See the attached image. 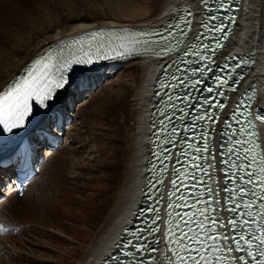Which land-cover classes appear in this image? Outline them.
Returning a JSON list of instances; mask_svg holds the SVG:
<instances>
[{"label": "bare ground", "instance_id": "obj_1", "mask_svg": "<svg viewBox=\"0 0 264 264\" xmlns=\"http://www.w3.org/2000/svg\"><path fill=\"white\" fill-rule=\"evenodd\" d=\"M27 4V0H0V90L27 63L34 62L41 50L50 48L49 44L93 30L91 27L156 23L165 15L192 8L197 17L196 33L203 16L199 0H114L112 15L100 20L75 19L68 29L46 39L42 25L28 28L33 19H25ZM38 39L43 42L34 46ZM223 53L256 59L230 106L256 85L258 105L264 109V0H243L241 16ZM126 63L121 74L93 97V103L79 108L80 122L66 134V145H73L46 158L23 201L12 197L1 205L0 212L11 210L14 218L23 216L17 223L4 219L19 227L17 236L31 233L33 240L30 248H24L15 243L23 236L0 238V252H6L0 264H20L21 260L23 264L28 259L26 264H97L110 249L109 242L133 205L141 163L147 159L150 100L146 85L151 63ZM132 70L135 75L127 79ZM262 133L264 150V130ZM27 226L32 228L26 230ZM34 247L45 253L39 250L38 255Z\"/></svg>", "mask_w": 264, "mask_h": 264}, {"label": "snow or ice", "instance_id": "obj_2", "mask_svg": "<svg viewBox=\"0 0 264 264\" xmlns=\"http://www.w3.org/2000/svg\"><path fill=\"white\" fill-rule=\"evenodd\" d=\"M216 31H221L219 27H217ZM96 35V34H93ZM197 58H199V53H196ZM198 69H194L193 71H197ZM64 83H67L65 80ZM64 83L57 84V88L64 87ZM208 92H212V88L206 89ZM36 97V103L39 104L42 107H46L45 101L52 99V92L51 89H48L44 91L43 93H40L37 91L36 86L34 85V82L25 80L20 83L15 84L8 90L4 91L2 94H0V125H3V128H0V131H9L11 132L13 129H18L23 126V121L31 112V105L30 101L33 100V97ZM214 99V98H213ZM250 99V98H249ZM212 101L206 100V103L211 104ZM261 120H264V117H260ZM215 122V121H214ZM231 127V125H229ZM175 129H173V133H175ZM207 145L204 147V151H207ZM232 151L231 149L229 150ZM199 159H205V157L201 156ZM214 159V157H213ZM224 163H230V161H224ZM196 167H202L201 165H195ZM233 167H237L238 169L240 167H243L245 170L246 175L249 177L245 181L244 176H234L230 175L229 173H225V175L229 176V182L232 181H241L247 184H254L255 182L252 179V176L254 173L247 171L248 165H236L233 164ZM264 170V169H262ZM179 175V173H178ZM174 188L176 187V182L173 181ZM178 190V189H177ZM261 190L264 192V178L261 180ZM225 191H228L226 188ZM239 192L241 193V198L244 195H252L255 196L256 193L253 191L252 193H248L247 189L241 187L239 189ZM181 200H184L185 198L183 196L180 197ZM258 203L256 205H253L251 202L244 203V204H233V207L229 209V211H232L234 213L232 219L229 221V224L231 225V231L232 235H227L223 233H217L215 227L209 228V232L215 233L213 235H209L207 239L209 240H218L223 239L227 243L224 245L217 247L216 245H209L207 248H193L188 247L189 256L185 258L186 264H201V260H204V256L202 255V252L206 251H222L225 253H232V252H240L245 253V255H240L238 257H232V259L237 261V264H264V226L257 227L255 231H248V229L253 225L257 223V220L251 211L253 207H258L260 209V212L258 215L261 217L262 220H264V194L259 196L257 198ZM181 206H187L186 202L185 205H177V207ZM243 208L244 211H240V209ZM151 211H155V209H151ZM202 212L208 211V209H201ZM215 211V210H212ZM159 213H157V216ZM170 218H171V214ZM177 215H180L177 213ZM237 217H240L241 219H237ZM244 217H248V219H244ZM155 220V217L153 218ZM206 220L210 221L212 225H216L217 223H220L215 217L213 216H206ZM181 221L184 223V225L187 227L189 226V221H183L181 217ZM181 221H177L176 227H180ZM222 227H228V225L221 224ZM156 229H148V231H155ZM0 231H6V229L3 228V225H0ZM139 231V230H138ZM236 233H239L236 235ZM137 239H140V237H137ZM187 239L194 240L197 244H203V240H195L194 237H190L187 232L180 231V234L178 237L172 241V243H178L182 242ZM255 246L258 251L253 252L250 249ZM130 247H136L138 251L143 250V245H130ZM127 255H132V253H127ZM199 257V259H197ZM217 261H219L221 258L217 257Z\"/></svg>", "mask_w": 264, "mask_h": 264}, {"label": "rangeland", "instance_id": "obj_3", "mask_svg": "<svg viewBox=\"0 0 264 264\" xmlns=\"http://www.w3.org/2000/svg\"><path fill=\"white\" fill-rule=\"evenodd\" d=\"M27 3H28L27 8L28 7L29 8L28 9L25 8V15H26L25 19L28 18L27 21H29L30 18H31V20L33 19L32 21L28 22V23H32V25L29 26L28 28H32L36 24L42 25L43 29H45L46 39H50V37H53L56 34H58L59 32H62V31H65L66 29H68V27H70L73 24V20H75V19L100 20L101 18H103V16L105 17L106 15H110V14L112 15V8L114 6V0H27ZM30 6H31V8H30ZM32 11H34V12H32ZM37 18L38 19L42 18V19L40 21ZM58 19H59V21H58ZM34 21H36V22H34ZM40 22L41 23L43 22V24H41ZM51 26H54V27L51 28ZM122 26H124V25H122ZM126 26H131V25H126ZM34 27L36 28V26H34ZM98 27H102V26H95V27H91V28L96 29ZM79 33H81V32H79ZM79 33L73 34L67 38L75 37ZM41 42H43V40L38 39L37 41L34 42L33 45L34 46L38 45ZM24 53H25L24 54L25 57H27L29 55V53H27V52H24ZM28 57H30V56H28ZM30 60L28 62H30ZM133 62H137V61H133ZM123 66L125 67L126 65H123ZM123 66L118 69V71L115 75H110V76L105 75V79L103 81L100 80V82H98L97 87L94 90H92L90 93L83 94L82 98L86 99V101L84 100V102H82V104L77 108V111L74 114L75 122H74L73 126L70 127L69 131L71 130L72 127H74L76 125L77 122H80V117L78 116V114H79L78 111L80 110L79 108L83 104H85L86 102L90 101L89 103H93L94 102V100H92L93 97L96 96V94L99 93L100 89L104 85H106L110 80L116 79L117 78L116 76H119L121 74V71L124 69ZM133 72H134V70L130 71V73L127 72L128 74L126 73L128 76L127 79L131 78L132 76L135 75V72L134 73ZM69 131H68V133H69ZM69 143H71V144H69ZM69 143H67V145L65 144L62 148L65 149L66 146L73 145L72 142H69ZM62 148H61V152L63 151ZM46 163H47V161H46ZM42 166H45V165L43 164ZM7 201L3 202L2 204L7 203ZM19 201H23V198L19 199ZM25 203H27V201L24 202V204L22 203V205H25ZM1 205H0V207H1ZM0 214H1L0 216H2V218L5 217L7 220H10V221L15 222V223H17L18 221L24 220L23 216H21L20 218L16 216V218H14V215H13L11 210H9L7 212L6 211L4 212L3 210H1ZM28 228L30 229L32 227L27 226L26 230ZM29 234H31V233H29ZM29 234L25 235V236H23V235L17 236L18 235L17 234L16 236H14L17 239H19L20 237L23 236L22 238H20V240H16V242H15L18 244V247L24 246V248H27V247L30 248V242L32 243L33 234L32 235H29ZM34 248H33V250H35L36 252H39L38 255H40L41 251H43V250H41V248H38V247H37L38 249L36 247H34ZM39 250H41V251H39ZM0 253H2L3 256H6V252H0ZM43 253H45V252L43 251L42 254ZM3 256H0V257H3ZM7 260L8 259H5L4 262H7ZM28 260L30 261V259H28ZM28 260L23 261V264H26L28 262ZM10 262L11 261H8V263H10ZM21 263H22V260L20 261V264Z\"/></svg>", "mask_w": 264, "mask_h": 264}, {"label": "water", "instance_id": "obj_4", "mask_svg": "<svg viewBox=\"0 0 264 264\" xmlns=\"http://www.w3.org/2000/svg\"><path fill=\"white\" fill-rule=\"evenodd\" d=\"M210 2H211V0H206V3H204V4H206L208 6L213 5V3H210ZM206 10H207V13H204L203 16L210 15V14L213 13V10H208V9H206ZM186 18H187V16L184 17V19H186ZM185 23L186 22L184 21L183 24H185ZM224 25H226V24H224ZM226 30H227V27L224 26L222 28V30L219 32V37L216 39V41H217V47H216L217 49H216V51L220 50V48L224 45V42H225V40L228 37V35H226V34H228V32ZM218 45H220V46H218ZM229 65H230V67H232V69H231L232 73H231V77H230V79H231L230 86L233 88V91H234V90H236L238 88V86L240 85L241 81L244 79L245 74L247 73L248 68L251 65V63H249V59H241L239 61L238 60H234V61L230 62ZM176 66L180 67V64H176ZM252 98H253L252 92L249 91L248 89L245 90L242 93V95H240V97L238 99V105H237V107L235 106V108L242 109L243 112L247 111V110H243V109L249 108V106L251 105V102H252ZM218 102H219V103H217L218 107L216 109L217 110H221L220 109L221 107H219V105H222V103H221L222 100H218ZM163 109H164L163 107H160V106L157 107L156 111L158 112V115L155 117V121H154L155 127H153L152 130H154L156 127L159 128V127L162 126L161 125L162 124V119L168 113V112H162ZM238 111H240V110H238ZM247 117H249V116H247ZM249 119H250V117H249ZM248 129L250 130V128H248ZM153 137H155V134H152L149 139H151ZM152 142H153V144L154 143L155 144L158 143L157 140H155V139ZM157 168H158V166L154 165L153 173H157L156 172ZM175 173H173V175ZM225 179H227V178H225ZM228 184L229 183L226 182L224 184V187H227L226 185H228ZM224 192H226V193L223 194L224 201H226L228 199V191H225V189H224Z\"/></svg>", "mask_w": 264, "mask_h": 264}]
</instances>
